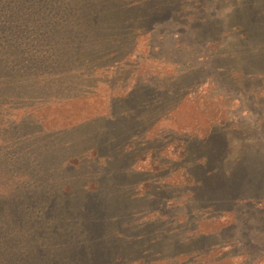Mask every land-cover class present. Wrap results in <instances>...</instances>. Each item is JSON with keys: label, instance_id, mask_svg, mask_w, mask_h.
<instances>
[{"label": "trees", "instance_id": "1", "mask_svg": "<svg viewBox=\"0 0 264 264\" xmlns=\"http://www.w3.org/2000/svg\"><path fill=\"white\" fill-rule=\"evenodd\" d=\"M227 1L230 12L215 24L233 27L226 42L238 74L232 78L249 88L264 80V0ZM130 3L0 0V264H177L175 255H205L228 243L225 231L203 235L198 225H177L179 217L164 210L173 200L143 212L139 200L151 185L139 179L130 186L128 162L149 160L153 172L160 169L155 152L132 153L141 128L131 114L143 96L126 94L111 105L110 119L74 129L65 140L32 116V108L60 101L79 86L80 74L97 61L94 49L116 34ZM35 27L40 33L47 29L36 49L48 50L33 61L30 48L20 46L33 36L18 31ZM215 32L199 31L197 37ZM259 131V142L227 164L210 166V156L201 154L198 170L185 171L180 186L189 191L191 205L205 206L212 215H234L239 207L264 214V119ZM191 151L185 145L181 158ZM160 192L157 197H163ZM256 233L264 241V233Z\"/></svg>", "mask_w": 264, "mask_h": 264}, {"label": "rangeland", "instance_id": "2", "mask_svg": "<svg viewBox=\"0 0 264 264\" xmlns=\"http://www.w3.org/2000/svg\"><path fill=\"white\" fill-rule=\"evenodd\" d=\"M126 1L132 2L125 9L130 11L125 15L126 21L115 35L106 37L103 47L94 49V53L98 52L97 61H92L89 72L80 74L79 86L68 90L67 97L60 101L43 102L32 108V116L44 131L61 134L65 140L74 129L100 125L110 119L111 105L126 94L143 96L137 101V113L131 114L141 128V135L132 139V153L155 152L160 163L159 171L153 172L149 160L128 162L130 186L139 179L142 184L147 181L151 185L148 194L137 197L141 198L143 212L159 207L160 201L173 200L175 205L164 210L172 218L179 217L177 225H198L197 234L203 235L225 231L222 239L228 241L225 247H214L205 255H175L176 263L264 264V241L254 235L264 233V214L239 207L234 215H212L205 206L191 205L189 191L180 186L186 179V170L195 173L200 167L201 154L210 156V166H223L236 159L244 147L259 142V122L264 119V80L248 88L232 78L236 68L228 60L230 49H226V42L233 37V27L222 28L217 22L226 19L231 9L229 1ZM142 28L144 34L140 32ZM36 29L18 31L23 38L27 36L22 31L33 36L20 44L30 48L27 54L33 56V61L48 50L36 49L47 38H43L47 29L43 33ZM213 30L216 32L208 33L212 35L197 37L199 31ZM185 145L192 149L187 159L181 158ZM72 154L76 153L68 156ZM82 162L89 165L85 157ZM161 186L165 188L162 192ZM159 192L163 197H157ZM231 223L235 229L228 228Z\"/></svg>", "mask_w": 264, "mask_h": 264}]
</instances>
